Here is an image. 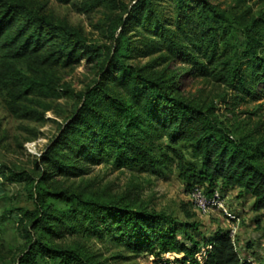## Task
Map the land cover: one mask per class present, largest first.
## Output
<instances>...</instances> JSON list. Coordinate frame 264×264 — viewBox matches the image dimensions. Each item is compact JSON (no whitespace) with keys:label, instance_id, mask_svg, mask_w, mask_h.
Listing matches in <instances>:
<instances>
[{"label":"rangeland","instance_id":"obj_1","mask_svg":"<svg viewBox=\"0 0 264 264\" xmlns=\"http://www.w3.org/2000/svg\"><path fill=\"white\" fill-rule=\"evenodd\" d=\"M10 1L24 3L51 20L79 31L86 38L87 47L78 49L79 59L74 62L42 69L49 85L47 91L35 90L26 99L24 106L31 111L28 118L12 115L6 108L5 94L0 93V264H19L30 248L42 255L45 246L82 248L94 256L98 264H160L151 254L137 256L119 246L115 234L105 232V227L93 229L89 221L72 214L75 205L48 195L44 203L40 199L44 194L60 192L75 196V201L80 199L82 204L127 205L133 211L165 213L176 220L178 227L197 224V230L191 231L195 236L202 233L210 237L228 232L233 235L243 260L255 264L264 260V211L253 210L254 199L249 195L241 197L238 189L227 190L218 185L213 196L219 197L223 209L201 213L194 206L192 196L199 188L192 189L179 178L176 163L162 175L116 169L111 150L103 146L95 149L88 138L91 131L73 123L82 107L80 96L100 81L110 49L123 33L127 49L121 54L120 62L125 67H136L142 74L154 77L162 74L177 77L178 90L174 94L179 93L208 110L234 139L261 152L258 161L264 167V80L258 84L249 83L252 96L243 94L233 76L225 70L224 63L232 55H229L231 45L226 46L223 40L221 26L216 24V31L211 32L210 26L204 25L198 17L196 3L187 0L184 4L187 8L179 15L183 28H188L185 36L177 31V9L181 7L178 1L152 0L155 27L170 28L179 34L181 49L174 56L166 49L165 39L156 36L154 28L148 32L147 26L140 23L142 18L133 19L132 14L140 0H105L97 5L95 0H70L68 3L59 0ZM208 1L223 12L227 20L241 27L251 25L254 20H264V0ZM145 14L142 10L141 16ZM188 17L194 23L188 25ZM261 35L264 39V29ZM214 50L220 57L209 63L205 55ZM260 52L264 56L263 49ZM240 64L250 82L251 72L245 63ZM122 71L119 68L115 72L116 78H121ZM262 74L264 77V70ZM105 85L111 86L121 99L130 100L121 85L111 81ZM77 137L83 138L79 156L90 152L85 158L69 153L67 143ZM59 142H63L61 147H58ZM145 143L158 147L168 145L166 139L157 140L155 136L148 137ZM47 153L53 160L68 156L67 159L94 158V161L84 164L72 160V165L66 169L70 173L52 175L49 164L43 163ZM185 154L190 160L189 151L185 150ZM62 163L67 165V160ZM75 166L81 169L73 174ZM81 170L84 173L79 175ZM199 190L204 193V189ZM37 199L40 213L58 217L53 223L59 233L57 236L40 227L32 214ZM77 206L75 208L80 212ZM224 210L235 214L238 221H229ZM168 259L173 260V257H164V260ZM39 260L40 264H50L46 258Z\"/></svg>","mask_w":264,"mask_h":264},{"label":"trees","instance_id":"obj_2","mask_svg":"<svg viewBox=\"0 0 264 264\" xmlns=\"http://www.w3.org/2000/svg\"><path fill=\"white\" fill-rule=\"evenodd\" d=\"M59 1L68 3L70 0ZM95 1H98L97 5L105 0ZM177 1L181 6L177 9V31L186 36L188 28H183L179 15L187 8L184 5L187 0ZM192 1L197 5L198 17L204 25L210 26L211 32L216 31V24L221 26L223 40L226 46L231 45L229 55H232L224 63L225 70L233 76L243 94L252 96L254 93L252 88H248L249 83L258 84L264 80V56L260 52L264 51L261 35L264 20H254L251 25L241 27L227 20L225 14L210 1ZM137 4L133 19L142 18L140 23L147 26L148 32L154 28L156 36L165 39L166 49L176 56L181 49L179 34L176 35L170 28L155 27L152 0H140ZM142 10L146 12L144 17L141 16ZM187 22L188 25L194 23L190 17ZM126 43L121 33L110 49L100 81L80 96L82 107L73 123L91 131L88 138L95 149L103 146L111 150L116 169L162 175L171 164L176 163L179 178L192 189H204L209 198L213 197L218 185L222 189H238L241 197L249 195L254 199L255 212L264 211V167L258 161L261 152L252 150L244 141L234 139L208 110L179 93L175 95L177 77L169 78L164 74L154 77L142 74L136 67H125L120 58L127 49ZM85 47L87 40L79 31L51 20L24 3L0 0V93L6 96L7 110L16 117L31 116L30 109L24 106L26 99L35 90L47 91L49 85L48 79L41 73L42 69L76 61L79 59L78 49ZM219 57L217 50L205 55L209 63L218 61ZM240 62L245 63L251 72L250 82ZM119 68L123 70L122 75L116 78L114 74ZM109 81L124 87L130 100L121 99L111 86L105 85ZM153 136L157 140L166 139L168 145L158 147L145 143L148 137ZM82 144V137L69 140V153L79 158ZM62 145L63 142L58 143V147ZM185 150L189 151L190 160ZM89 153H82L80 158ZM67 157L53 160L47 153L43 163L49 164L50 174L65 175L70 173L66 169L69 164L72 165V160L76 163L80 161ZM65 159L67 165L62 163ZM81 161L85 164L93 162L94 158ZM80 169L75 166L74 171ZM83 173L84 170H81L79 175ZM47 195L78 205L80 212L74 206L71 210L73 215L89 221L93 229L105 227V232L115 234V242L119 246L137 256L151 254L160 264H255L241 258L228 232L210 237L202 233L195 236L191 231L197 230V224H181L178 227L176 220L165 213L133 211L127 205L82 204L80 199L75 201V196L67 192L44 194L40 197L43 203ZM34 205L31 211L39 226L57 236L53 223L58 217L40 213L38 199ZM178 234L184 238L180 239ZM38 252L30 248L19 264H40V258H46L50 264H98L95 257L82 248L72 250L45 246L42 255ZM165 256H172L173 260H164ZM258 264H264V260Z\"/></svg>","mask_w":264,"mask_h":264},{"label":"built area","instance_id":"obj_3","mask_svg":"<svg viewBox=\"0 0 264 264\" xmlns=\"http://www.w3.org/2000/svg\"><path fill=\"white\" fill-rule=\"evenodd\" d=\"M192 196H193L194 206L201 213H204L209 209H215V208L223 209L219 197L217 195L209 198L201 190L196 189L193 191ZM224 213L229 221H238L235 214L228 213L226 210H224ZM230 238L233 239V235L230 234Z\"/></svg>","mask_w":264,"mask_h":264}]
</instances>
